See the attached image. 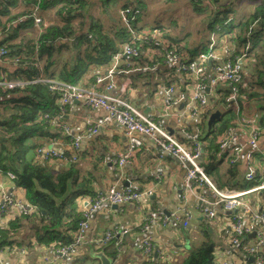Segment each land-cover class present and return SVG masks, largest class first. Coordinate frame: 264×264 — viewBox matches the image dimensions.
Listing matches in <instances>:
<instances>
[{
    "label": "crops",
    "instance_id": "obj_1",
    "mask_svg": "<svg viewBox=\"0 0 264 264\" xmlns=\"http://www.w3.org/2000/svg\"><path fill=\"white\" fill-rule=\"evenodd\" d=\"M131 1L118 0L117 9L113 5L112 8L115 9L107 14L98 12L99 0H79V9L76 11L77 23L71 24L73 32L55 40L57 47L50 55L51 65L47 76L52 73L58 75L63 68L70 73H76L71 85L79 84L93 88L108 97H117L131 106L139 118H151L163 132L185 147L191 150L198 147V162L206 167L211 180L220 186L243 191L242 199L249 203V211L242 216V223L249 224L254 215L264 213V188L258 186L257 181L245 180L248 167H252L255 173L261 170L264 156V124H261L264 114V0H236L246 4L247 9L243 11L239 3H233L226 15V17L231 15L235 25L244 20H251L250 24L253 22L249 32L248 30L246 32L249 53L242 68L244 85L247 90L251 86L249 91L253 96L245 98L246 100L241 104V112L254 118L259 124V136L255 145L247 144L249 135L246 129H236L237 143L243 150L234 164H230L224 154L218 150V140L222 130L217 126L228 117L225 111L230 108V105L227 106L223 101L227 85L218 84L212 89L207 88L205 106L190 100L193 78L189 74L178 72L165 62L164 57L156 53L155 47L162 44L157 43L161 40L160 34L157 29L153 31V25L144 23L141 13L140 16L137 15V25H140L137 35L142 50L135 60L123 54L124 45L128 40L123 42L119 52L104 64H98V61H101L99 56L87 54L90 48L85 43L80 44V35L85 34L90 21L97 20L102 24L100 33L103 35L109 36L114 33L113 26L106 25L108 19L106 24L103 23V19L111 16L122 26L119 10ZM61 2L62 0H38V12L43 25L36 26L33 20L26 16L27 5L22 0H16L12 7L6 6L7 0H0V12H5L0 14V42L19 44V54L22 55L25 47H28L32 40L35 41L47 27L64 26L66 16L59 11ZM83 2L84 4L81 5ZM184 4L172 3L171 8L166 10L173 14L176 26L181 29L180 31L170 28L168 37L171 36L170 39L180 46L185 58H195L200 52L207 50L211 30L207 27L208 22L200 23L201 26L197 30H189L185 24L181 25L179 20L183 14L181 8L190 15H195L191 10L192 6L188 4L189 7L185 8ZM259 6L262 8L259 9ZM73 20L74 18L72 23ZM11 24L14 28L19 26L13 39L7 38V33L4 31L9 29L8 26ZM112 24L114 27L117 26L114 22ZM170 25L173 26L172 23ZM233 30L236 31V28ZM233 30L225 29L215 33L216 41L212 60L208 61L209 65L223 62L227 58L226 48H232L235 54H239L244 49L246 41L240 40L236 35L237 31L235 34ZM76 37H78L77 41H75ZM1 67L13 76L19 71L18 66L10 62L0 61ZM111 68L116 70L113 79L116 87L106 90V84L97 83L95 79L99 75H105V72ZM55 74L52 77H56ZM169 87L173 89L170 93L172 100H175L180 93L185 94V99L170 105L165 104V90ZM1 109L2 105H0ZM216 110L220 112V116L209 129L208 118ZM106 117L107 112L103 107L87 106L82 99L73 101L65 109L63 119L70 128L71 137L81 138L79 160L74 165L75 175L78 181L85 182L90 195H93V197L84 196L75 199L78 202V209L80 211L83 209L86 199H93L99 193H107L112 186L121 188L130 184L134 189L152 188L153 193L149 199L140 204L125 202L116 205L102 202L88 220L84 249L76 255L73 262L68 264H102L100 259L95 257L98 252L103 253L110 264H142V239L146 235L150 237L154 250L162 253L166 260L179 262L188 255L191 247L210 239L214 243L212 251L214 264H264V246L260 248L263 255L262 262L249 256L245 250L254 242L252 232L260 228L257 220H254L253 230L234 245L229 239L234 214L222 210L217 205L216 217L211 221H205L200 206L210 205L214 201L212 191L206 187L186 190L184 188L186 172L183 166L148 136L134 132L133 137L139 139L141 144L135 149L129 162L117 168L110 166L109 159L127 150L130 137L125 133L123 126L114 122H102ZM96 124H98L97 132L88 134V129ZM28 141L34 147L26 153L25 159L31 163L44 161L35 156V149L38 146L54 147L65 154L70 150L67 136L50 123L44 126V133L35 134ZM248 152L249 156L246 155ZM50 163L56 173L65 170L69 164L60 160ZM8 170L2 168L0 174V202L2 193L18 200H27L25 189L17 185L15 179L12 180L5 174ZM151 214L157 217L156 220H149ZM186 214L189 218L186 225H183L182 221ZM162 216L168 217V220L161 221L159 218ZM24 217L17 206H8L0 215V230H8L12 240L11 243L2 242L1 245L13 249L11 250L13 252L2 255L0 264H43L47 258L54 257L49 246L35 243L34 230L39 228V224L32 217ZM144 224L148 225L146 231H142ZM115 226L129 229L123 237L118 257L115 252L116 240L109 241L101 250L97 247V240L102 234ZM3 238L1 236L0 242Z\"/></svg>",
    "mask_w": 264,
    "mask_h": 264
},
{
    "label": "built area",
    "instance_id": "obj_2",
    "mask_svg": "<svg viewBox=\"0 0 264 264\" xmlns=\"http://www.w3.org/2000/svg\"><path fill=\"white\" fill-rule=\"evenodd\" d=\"M25 2L26 0H22ZM30 16L36 26L43 25L42 18L38 12V2H31ZM138 10L125 6L119 10V16L123 26L126 27L127 33L130 38L124 45L123 54L131 58H137L141 54V46L138 44V33L133 27ZM219 29V27H217ZM154 31V30H153ZM216 41V34H210V40L206 51L200 52L195 58H185V54L179 53L167 39L161 40V46L155 47L157 54L165 58V62L174 67L180 73L189 74L193 78L192 93L190 100L197 102L199 105H207L206 89H212L218 84H223L229 87V92L224 96V102L233 109L234 119L232 123L226 127L220 134L218 140L219 152L224 154L230 164H234L240 157L243 150L237 143L236 129H246L248 131V145H255L259 136V124L254 118L248 117L241 112V103L239 101L238 84L242 82V67L246 63V56H248V42L244 49L235 54L232 48H226L225 52L227 58L221 63L208 64V59L213 56V50ZM34 58L36 64L40 67L38 61V47L37 44L34 48ZM117 56H115V59ZM0 61L10 62L17 64L22 61L20 56H10L7 48L0 45ZM41 67L38 73L31 80L21 79H0V86L6 88H23L29 83H46L50 91L58 95L59 112L53 116L47 113L42 114L39 119H47L48 123L58 128L68 138L70 150L63 153L57 149L45 148L38 146L35 149L36 157L42 158L44 161L60 160L64 162H76L79 160V146L81 138L71 137L70 128L63 119L66 106L71 104L77 99H82L87 106H100L107 112V117L102 122H114L121 125L125 129V133L130 137V144L126 151L119 154V156L109 159L113 168L121 167L126 162H129L135 149L140 146L139 139L133 137L134 132H138L148 136L155 144H157L164 152L171 154L183 166L186 172L184 181V188L191 190L196 187H206L212 191L214 201L210 205L200 206L202 218L205 221H211L216 217V206L219 205L224 211H231L235 209L234 219L232 222V230L229 235L230 241L235 245L238 244L243 236L250 233L254 228V220L259 223V230L255 231L254 242L245 248L247 254L255 258L258 262L263 261V255L260 248L264 246V213L254 215L251 222L247 225L242 223V216L249 211V203L242 199L243 191L222 187L218 188L209 175L204 170V167L198 162L199 149L195 147L194 150L185 147L182 143L172 138L161 130L158 124L151 118H139L135 110L127 103L122 102L119 98L108 97L105 94L99 93L93 88H86L84 86L71 85L55 78L45 77L41 73ZM116 70L111 68L106 75H99L95 81L103 83L106 90L114 89L115 83L113 82ZM172 88L169 87L165 90L166 98L165 104L170 105L185 99V94L180 93L179 96L172 100L170 93ZM98 124L88 129V134L97 132ZM249 156V152L246 154ZM2 168H0V174ZM8 178L14 180L15 174L8 170L5 172ZM246 181H257V185L264 188V156L262 158L261 170L255 173L252 167H248L245 173ZM153 193L152 188L134 189L130 185L126 187L116 188L110 187L107 193H99L93 199H86L83 209L81 210V218L78 221L77 227L74 230L71 240L66 244H57L49 246L50 250L54 253L52 259H46L43 264H68L73 262L76 255L84 249L86 240L85 232L88 228V220L91 214L99 207L102 202L111 204H122L125 202H133L140 204L149 199ZM8 206H17L19 212L23 216H33L37 214V207L28 200H18L11 195L2 193L0 202V215L6 211ZM178 219L176 215H173ZM156 216L151 214L150 221L156 220ZM189 216H185L182 221L186 225ZM161 221L166 222L168 217L162 216L159 218ZM148 225L142 226V231H146ZM128 228H119L117 226L112 229L106 230L102 236L97 240V247L101 250L102 246L111 240L115 241L116 257L119 255L123 237L128 233ZM12 248L7 249L5 246H0V263L2 262V255L5 253L13 252ZM159 256L160 259L165 260V257L158 250L155 251L153 244L148 235L142 239V256L148 261L152 257Z\"/></svg>",
    "mask_w": 264,
    "mask_h": 264
},
{
    "label": "trees",
    "instance_id": "obj_3",
    "mask_svg": "<svg viewBox=\"0 0 264 264\" xmlns=\"http://www.w3.org/2000/svg\"><path fill=\"white\" fill-rule=\"evenodd\" d=\"M7 1V7H12L16 2V0ZM117 1L118 0H99L100 9L98 12L110 14L115 9V7H112L116 5ZM31 2H38V0H26L24 2L27 5L26 16L30 19H32L30 16ZM131 2H136L138 4L139 1ZM200 2L199 0H195L189 3V5L192 6L191 10L194 12L197 11L196 6ZM233 3L235 2L231 3L229 1L225 4L226 8L223 17L221 12H215V10L207 9L204 6L201 10L206 11L207 19L205 22H208L207 27L212 33H219L225 29L232 31L236 28L237 34L236 31L233 30V32L240 40L246 41V32L247 30L249 32V28L253 22L250 24L251 20H244L236 25L232 21L230 22L228 19L232 17H226V15L228 9L232 8ZM60 4L59 11L66 16V22L63 24L64 26L47 27L37 37L35 40L36 42L32 40L31 44L25 47L22 55L19 54V44L12 45L0 42V45H4L7 48L10 56H20L22 58V61L16 64L19 69L17 74L14 76L10 75L1 67L0 79L31 80L36 76L41 67L40 71L45 77L59 79L68 84L74 82L73 78L77 74L73 72L70 73V71L64 68L60 70L58 75L54 73L56 77H52L54 75L53 73L47 76L48 68L51 65L50 55L57 47L55 40L66 37L69 32L71 33L72 25H74L75 22L77 23L76 11L79 9V0H62ZM83 4L84 2L81 5ZM125 6L136 8L139 13L138 16H140L141 10L136 4L126 3ZM261 8L262 6H259V9ZM2 13L4 14L5 12H0V14ZM72 18H74L73 23ZM105 19L107 21L108 17ZM113 22L117 26L114 27V25L111 24L115 32H112L109 36L100 33L102 31V24L97 20L90 21L85 34L80 35V44L83 42L90 48L87 54L94 55V57L99 56V58H101L98 64L106 63L111 56L119 52L121 44L130 38L126 27L123 26L121 21L122 26L115 19H113ZM9 26L8 28L11 30L6 29L4 31L7 33V38L13 39L16 37L17 28L19 26H17V28H14L12 24ZM133 26L135 30L139 32L140 27H137V22L133 23ZM216 26H219L220 29H217ZM153 27V29H157L160 32V36L167 39L179 53L184 54V52H181L180 46L170 39L171 36L170 38L168 37L169 32H171L169 27H160L156 25H153ZM244 29L245 31L243 32ZM77 39L78 37H76L75 41H77ZM36 44L38 47V61L41 65L40 67L37 66L34 58V48ZM15 47L17 49H15ZM21 73L25 75L23 76ZM249 87L251 88V86ZM238 89V98L241 104L244 100L253 96L251 91H249V89L247 90L244 85L243 78L242 82L238 84ZM228 92L229 87L225 95ZM57 100L58 95L50 91L46 83H29L21 89L0 86V105H2V109L0 110V167L3 169L7 168L15 174L17 185L25 189V198L37 207V214L23 217H32L33 220L39 224V228L34 230V240L36 244L45 246L66 244L71 240L72 234L81 218V211L78 209V202L75 199L84 198V196L93 197V195H90V190L85 182L83 180L78 181L76 178L74 165L77 161L73 163L67 162L69 163L66 166L67 168L56 173L52 170V163H50L54 161H36L35 163H31L25 159L26 153L34 147L28 140L35 134L44 133V126L48 125L47 119H39V117L44 113L50 116L57 114L59 112ZM225 112L228 117L223 119L220 125L217 126V128L222 131L228 127L234 119V112L231 107L226 109ZM261 124H264V114L261 119ZM202 166L207 173L206 167L204 165ZM213 183L218 188L226 187L220 186L215 181H213ZM7 231L8 230H0V238L1 236L4 237L0 242V246H2V242H12ZM213 248L214 243L210 239H207L191 247L188 255L179 262L166 259L162 260L159 256L154 257L153 255L151 261L143 258L142 264H214L212 256Z\"/></svg>",
    "mask_w": 264,
    "mask_h": 264
},
{
    "label": "rangeland",
    "instance_id": "obj_4",
    "mask_svg": "<svg viewBox=\"0 0 264 264\" xmlns=\"http://www.w3.org/2000/svg\"><path fill=\"white\" fill-rule=\"evenodd\" d=\"M132 1H139L138 4L136 2H131L130 4H136L140 8L141 14H142V20L144 21L145 24L147 25L151 24V25H156L160 27L166 26L171 29L175 28L176 30L179 29L181 31V29L175 24V18L173 17V14L167 12L166 10L171 8L172 1H173V4L186 3L184 4V7L186 8V7H189L188 5L189 3H192V1H195V0H132ZM168 1L170 2L167 3ZM199 1L201 2L196 6L197 11H195V15H190L189 13H187V11L184 8H181V11H183V14L179 17V20L181 22V25L184 26L185 24L187 29L189 30L199 29L201 26L200 23H204L206 21L207 19L206 11L201 10L203 6L207 9L215 10V12H221L222 17L224 16L223 13L226 8L225 4L229 1L231 3L232 2H235L236 4L239 3L243 11L247 9L246 4H242L241 2H237L236 0H199ZM115 7L117 9L118 5H115ZM113 19L114 18L109 16L108 23L106 24V19H103V23L106 25L112 24ZM228 20H230L231 22L233 18L228 19ZM170 23H172L173 26L170 25ZM137 27H140V25H137ZM217 27L219 26H216V28ZM208 44H209V41H208Z\"/></svg>",
    "mask_w": 264,
    "mask_h": 264
},
{
    "label": "water",
    "instance_id": "obj_5",
    "mask_svg": "<svg viewBox=\"0 0 264 264\" xmlns=\"http://www.w3.org/2000/svg\"><path fill=\"white\" fill-rule=\"evenodd\" d=\"M212 60V57H210L209 59H208V61L210 62ZM105 74H107V72H105ZM220 116V112L218 111V110H216V111H214V112H212L211 114H210V116H209V118H208V121H207V126H208V128L210 129L211 128V126H212V124H213V122L218 118ZM109 164H110V166H112V163L109 161ZM128 185H130V184H127L126 186H128ZM125 186V187H126ZM117 205V204H116ZM235 212V209L234 210H231V211H228V213H234ZM168 215V214H167ZM252 236L254 237L255 236V231L254 232H252ZM95 257H98L99 259H100V261L102 262V264H110V261L104 256V254L103 253H101V252H98V253H96L95 254Z\"/></svg>",
    "mask_w": 264,
    "mask_h": 264
},
{
    "label": "clouds",
    "instance_id": "obj_6",
    "mask_svg": "<svg viewBox=\"0 0 264 264\" xmlns=\"http://www.w3.org/2000/svg\"><path fill=\"white\" fill-rule=\"evenodd\" d=\"M125 7V6H124ZM137 18H138V16H136V18H135V22H137ZM134 22V23H135ZM134 27V26H133ZM153 30H155V29H153ZM138 33V32H137ZM158 33H160L159 31H158ZM159 37H161L160 35H159ZM164 38H162L161 37V40H163ZM161 40L159 41V42H161ZM142 50V49H141ZM131 58V57H130ZM138 58V57H137ZM131 59H133V60H135L136 58H131ZM106 72H108V71H106ZM106 75V74H105Z\"/></svg>",
    "mask_w": 264,
    "mask_h": 264
}]
</instances>
